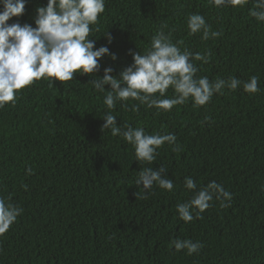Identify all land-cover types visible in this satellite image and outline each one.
Wrapping results in <instances>:
<instances>
[{
  "label": "trees",
  "instance_id": "obj_1",
  "mask_svg": "<svg viewBox=\"0 0 264 264\" xmlns=\"http://www.w3.org/2000/svg\"><path fill=\"white\" fill-rule=\"evenodd\" d=\"M46 3L27 0L24 14L7 23L35 27V9ZM254 7V0L221 8L209 0H106L89 39H96L95 48L108 46L117 60L102 57L96 77L105 67L118 77L132 63L130 50L144 54L162 30L181 51L210 53L208 63L193 60L196 77L244 82L255 75L260 91L225 88L204 106L189 100L170 112L117 102L111 111L118 126L176 135L181 150L166 143L150 165L135 160L122 136L101 131L109 110L90 75L22 89L14 106L0 108V196L23 209L0 236V264H264V23L249 15ZM190 13L202 14L221 35H190ZM173 96L169 88L167 98ZM161 165L174 189L154 187L147 199L135 197L143 194L138 172ZM186 176L198 188L221 184L232 194L230 206L214 198L203 219H179L176 205L194 194L184 187ZM175 238L203 247L187 255L174 249Z\"/></svg>",
  "mask_w": 264,
  "mask_h": 264
},
{
  "label": "clouds",
  "instance_id": "obj_2",
  "mask_svg": "<svg viewBox=\"0 0 264 264\" xmlns=\"http://www.w3.org/2000/svg\"><path fill=\"white\" fill-rule=\"evenodd\" d=\"M249 0H209L216 8L224 6L243 7ZM27 0H0V108L15 105L22 89L35 82L47 80L51 86L54 81H73L74 74L90 75L89 80L95 91L104 93L103 104L106 111L103 116L102 130H110L112 136H122L124 141L134 148L135 160L150 164L156 161L158 149L166 143L173 145V151H180L174 133L146 134L144 127L117 125L116 116L112 114L117 102L122 106L129 100L138 101L147 108L170 112L177 105H183L191 100L194 106L208 104L214 94H223L225 88L235 91L242 87L249 95L260 91L259 78L251 76L242 82L236 77L216 79L211 82L207 76L196 77L198 71L193 60L208 63L210 53H192L187 48L181 51L178 43H173L170 36L162 30L151 38V46L144 54L131 52L132 63L113 76L112 67L103 69V76L96 77L101 70L100 59L105 55L117 60V55L111 53L108 46L95 48L96 39L91 37L94 25L98 24L101 14L105 12L106 0H47L45 6L35 9L33 27L19 22L7 23L13 17L24 14ZM255 7L249 15L264 23V0H254ZM187 28L190 35L202 33L201 39L218 38L221 33L212 31L204 16L190 13L187 16ZM99 31V28H95ZM108 44L112 37L105 32ZM95 48V50H94ZM105 85L109 90H105ZM171 88L172 98H167ZM139 104H133L132 109L139 110ZM205 117V121L209 120ZM161 165L158 170L144 167L138 172L135 181L143 194L135 193V197L147 199V194L154 187L166 191L174 189V182L165 174ZM32 174V169H27ZM27 189V185H23ZM184 187L194 194L191 199L176 205L179 219L189 223L194 219H203L202 213L211 206L215 198L220 201V207L227 208L232 201V194L216 181H210L206 186L199 187L191 177L184 178ZM23 209L0 196V236H3L16 222ZM195 213V214H194ZM176 251L186 250L187 255L196 254L203 247L202 243L190 239L175 238L171 241Z\"/></svg>",
  "mask_w": 264,
  "mask_h": 264
}]
</instances>
